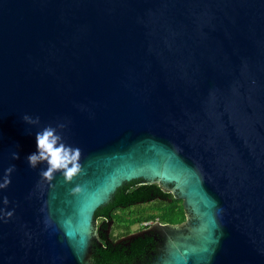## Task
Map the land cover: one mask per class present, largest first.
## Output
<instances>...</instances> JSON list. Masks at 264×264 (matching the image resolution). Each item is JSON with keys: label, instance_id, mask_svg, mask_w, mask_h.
I'll return each mask as SVG.
<instances>
[{"label": "water", "instance_id": "water-1", "mask_svg": "<svg viewBox=\"0 0 264 264\" xmlns=\"http://www.w3.org/2000/svg\"><path fill=\"white\" fill-rule=\"evenodd\" d=\"M58 122L70 183L26 160ZM11 164L0 264H91L96 209L136 179L177 184L197 217L153 264H264V0H0Z\"/></svg>", "mask_w": 264, "mask_h": 264}, {"label": "flooded vegetation", "instance_id": "flooded-vegetation-1", "mask_svg": "<svg viewBox=\"0 0 264 264\" xmlns=\"http://www.w3.org/2000/svg\"><path fill=\"white\" fill-rule=\"evenodd\" d=\"M137 180H139V182L136 184L137 186L145 183H149L145 181L144 183H142L143 182L142 179H137ZM126 183L127 182H124L123 184ZM155 184L161 186V189L164 192L169 193L170 195L172 194L170 193L169 190L170 189L174 190V194L172 195V197L174 199H178L181 201V205L183 207V212L185 215V220L182 223L176 225H172L166 222H161L158 219V215H160L161 212L159 203L165 199L159 196H155L150 200H147L146 202H141V203L137 202L129 207L117 208L113 210L112 213L114 216H116L117 218L120 217L121 219L111 218L104 221L101 219H96L94 217L92 232L94 231L95 235H93V238L91 240L90 255L92 254V250L95 246L103 247L105 245L111 244L112 246L120 245L121 247H125V246H129L132 240L139 237L144 242L143 245L141 246L142 252H138V253L129 252L127 256H132L134 260L130 263H125V264H153V263H157L159 258L165 257L167 253L166 252L167 238L171 237L170 235L172 234V232L174 233L182 230L183 234L186 233L184 231L186 230L185 228L186 225H183V223H185L186 221V217L187 216L190 217L188 221L189 226L195 221L197 217L195 214H193L191 207L189 206L185 207L184 201L181 197L180 189L177 187V184L170 183L168 185H165L160 181ZM116 189L114 190V192L116 191ZM114 192L109 196L106 203L109 202L110 199L113 197ZM144 205H147L150 209L155 211L154 214L153 213L149 214V216L154 215L155 219L143 221V218L148 216L139 213ZM123 214H129L130 218L125 217V215ZM131 220H134V222L130 224ZM126 226L128 227L126 228ZM133 226H137V228H140L139 231H137V229L132 230ZM175 226L178 227V229H176Z\"/></svg>", "mask_w": 264, "mask_h": 264}, {"label": "trees", "instance_id": "trees-1", "mask_svg": "<svg viewBox=\"0 0 264 264\" xmlns=\"http://www.w3.org/2000/svg\"><path fill=\"white\" fill-rule=\"evenodd\" d=\"M139 180H131L126 184L119 186L113 194V197L105 205L98 207L94 213L96 219L108 220L115 219L112 211L117 208L129 207L137 202H146L155 196L164 198L160 202V215L158 219L161 222H166L172 225L180 224L185 220L183 207L181 201L174 199L172 195L164 192L161 186L155 183H145L136 185ZM126 189V190H124ZM141 213V211L139 212ZM117 219H121L118 217ZM155 219L154 215L146 216L143 221ZM134 220L130 221V224ZM105 227V226H104ZM128 226H126L127 228ZM141 238H136L131 241L129 246L121 247L120 245L112 246L111 244L103 247L95 246L92 254L89 257L91 264H125L134 260L132 256H127L129 252L138 253L142 252L141 246L143 245Z\"/></svg>", "mask_w": 264, "mask_h": 264}, {"label": "clouds", "instance_id": "clouds-1", "mask_svg": "<svg viewBox=\"0 0 264 264\" xmlns=\"http://www.w3.org/2000/svg\"><path fill=\"white\" fill-rule=\"evenodd\" d=\"M25 124L30 126H39L40 117L25 114L22 116ZM67 127L64 122H58L55 127L48 125L38 131L35 136L36 152L30 154L26 160L31 169H36L38 165L45 163L47 169L41 171L40 176L45 180H53L56 173L62 174V179L65 183H70L74 177L81 174L83 171L80 163L81 150L78 147H72L64 142L63 131ZM12 160H18V152L11 153ZM16 171L14 164L9 165L0 177V190L8 188L11 183V174ZM5 206L8 205V198H2ZM4 211V210H0ZM8 217L13 215L12 211L6 212Z\"/></svg>", "mask_w": 264, "mask_h": 264}, {"label": "rangeland", "instance_id": "rangeland-1", "mask_svg": "<svg viewBox=\"0 0 264 264\" xmlns=\"http://www.w3.org/2000/svg\"><path fill=\"white\" fill-rule=\"evenodd\" d=\"M159 181H156V183H158ZM175 187V186H174ZM170 191V193L173 195L174 194V190L173 189H170L169 190ZM152 209H150L147 205H144L142 208H141V213L142 214H144V215H149V214H154L155 213V211H151ZM123 215H125V217H129V214H123ZM130 218V217H129ZM189 219H190V217L189 216H187L186 217V221H185V223H183V225H186L185 226V228L186 229H188V230H192V227L191 226H189L188 225V221H189ZM137 229V231H139V229L140 228H137V226H133L132 227V230H136ZM137 231H136V233H137ZM135 233V232H134ZM93 235H95V233H94V231L92 232V229H91V231H90V237L91 238H93Z\"/></svg>", "mask_w": 264, "mask_h": 264}]
</instances>
